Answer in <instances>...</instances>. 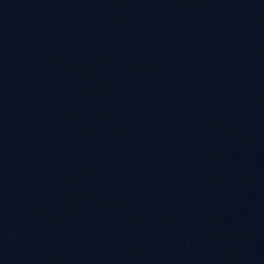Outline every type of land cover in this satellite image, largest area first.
Returning <instances> with one entry per match:
<instances>
[{
  "label": "water",
  "instance_id": "1",
  "mask_svg": "<svg viewBox=\"0 0 264 264\" xmlns=\"http://www.w3.org/2000/svg\"><path fill=\"white\" fill-rule=\"evenodd\" d=\"M228 264H264V202Z\"/></svg>",
  "mask_w": 264,
  "mask_h": 264
}]
</instances>
